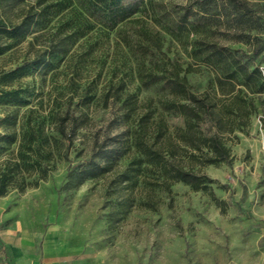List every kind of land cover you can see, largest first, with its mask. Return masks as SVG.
<instances>
[{"label": "trees", "instance_id": "obj_1", "mask_svg": "<svg viewBox=\"0 0 264 264\" xmlns=\"http://www.w3.org/2000/svg\"><path fill=\"white\" fill-rule=\"evenodd\" d=\"M0 3L4 13L11 11L16 17L15 22L0 20V55L30 36L27 45L34 56L29 66L42 70L44 75L47 54L57 59L56 66L82 59L83 54L74 53L77 42L98 26L114 31L125 48L135 53L134 73L139 85L157 89L154 96L144 99L128 92L123 79L102 89L97 102L103 108L111 101L120 103L125 130L112 137L106 135L100 143L94 140L91 155L99 156L101 163L71 168L66 175L67 185L77 190L87 181L101 182L112 224L136 208L156 211L160 193L166 195L171 207L172 187L179 183L192 192L208 195L224 214L225 202L215 196L213 181L205 169L232 164L234 158L228 143L233 138L228 134L229 125L239 128L244 123V111L236 107L245 91L264 94V75L257 66L250 68L243 61L240 49H230L215 35L221 34L222 19H228L233 22L232 32L224 34L233 38V43L259 40L257 33L264 30V21L259 24V18L246 2L193 0L203 15L200 24L203 33L193 40L192 54L200 56L213 75L201 93H195L187 79L194 65L183 66L162 51L164 32L173 34L174 28L182 29L190 23L189 7L178 15L168 11L162 0H0ZM67 16L71 19L66 24L71 27L63 32L56 24ZM53 20L54 25L50 26ZM4 37L12 42H3ZM261 50L262 47L253 48L252 53ZM20 70L18 66L11 72ZM69 81L72 83L73 78ZM91 85L79 92V86L74 88L72 84L64 102L54 103L47 126L44 119L28 117L19 134L12 131L0 136V151L16 145L14 157L0 168V196L18 181L23 185L30 171L44 179L55 160L67 159L76 131L90 125L87 114L77 116L75 112L87 108L94 100ZM174 118L180 123L171 122Z\"/></svg>", "mask_w": 264, "mask_h": 264}, {"label": "rangeland", "instance_id": "obj_2", "mask_svg": "<svg viewBox=\"0 0 264 264\" xmlns=\"http://www.w3.org/2000/svg\"><path fill=\"white\" fill-rule=\"evenodd\" d=\"M162 1L172 14L179 15L187 7L191 9L188 25L174 28L173 34L164 32L162 51L183 66L194 65L187 79L193 91L201 93L213 76L201 57L192 54L193 40L203 33L200 27L203 15L193 0ZM241 1L250 6L261 24L264 0ZM70 19L67 16L56 25L68 32L71 24L66 21ZM0 20L16 21L14 12L2 11L1 3ZM232 24L231 20L222 19L221 34L215 38L230 49H240L243 61L250 68L257 66L264 72V30L257 33V41L233 43V38L224 34L232 32ZM30 40L28 36L0 55V136L12 131L19 134L28 117L44 119L47 126L54 103L64 102L72 84L74 88L79 86L80 92L92 83L90 94L94 100L87 108L75 112L77 116L87 114L90 125L76 131L67 159L55 160L44 179L30 171L23 185L18 181L0 196L1 229L20 220L44 228L55 227L63 241L79 247L78 257L83 264H264V94L245 91L236 107L243 109L244 123L239 128L229 125L228 134L233 138L228 143L234 158L232 164L205 169L213 181L215 196L225 202L224 214L208 195L192 192L179 183L172 187L171 207L166 195L160 193L161 202L156 211L136 208L112 224L102 183L87 181L75 190L67 185L66 175L71 168L77 170L89 162L101 163L99 156L91 155L94 140L100 143L106 135L112 137L125 130L120 103L111 101L103 108L97 102L102 89L119 79L139 99L154 96L157 89L139 85L134 73L135 53L125 48L114 31L94 28L74 49L75 54H83L82 59H73L69 66L66 63L56 66L57 59L47 54L44 75L42 70L29 66L34 56L27 45ZM3 42L12 41L4 37ZM260 47L258 54L252 53L253 48ZM18 66L20 71L11 72ZM69 78H73L72 83ZM28 110L34 113L29 114ZM171 122L179 124L180 120L174 118ZM15 147L12 144L0 151V168L8 158L14 157ZM12 211L16 215L6 220V214Z\"/></svg>", "mask_w": 264, "mask_h": 264}, {"label": "crops", "instance_id": "obj_3", "mask_svg": "<svg viewBox=\"0 0 264 264\" xmlns=\"http://www.w3.org/2000/svg\"><path fill=\"white\" fill-rule=\"evenodd\" d=\"M16 211L6 214L11 219ZM78 246L63 241L55 227L14 221L0 228V264H83Z\"/></svg>", "mask_w": 264, "mask_h": 264}, {"label": "built area", "instance_id": "obj_4", "mask_svg": "<svg viewBox=\"0 0 264 264\" xmlns=\"http://www.w3.org/2000/svg\"><path fill=\"white\" fill-rule=\"evenodd\" d=\"M262 75H264V72H261Z\"/></svg>", "mask_w": 264, "mask_h": 264}]
</instances>
